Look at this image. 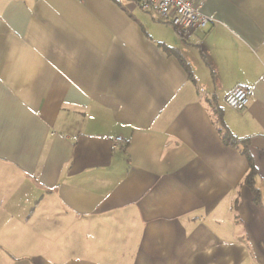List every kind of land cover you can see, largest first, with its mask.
<instances>
[{"label":"crops","instance_id":"crops-1","mask_svg":"<svg viewBox=\"0 0 264 264\" xmlns=\"http://www.w3.org/2000/svg\"><path fill=\"white\" fill-rule=\"evenodd\" d=\"M194 1L0 0V264H264V0Z\"/></svg>","mask_w":264,"mask_h":264},{"label":"built area","instance_id":"built-area-1","mask_svg":"<svg viewBox=\"0 0 264 264\" xmlns=\"http://www.w3.org/2000/svg\"><path fill=\"white\" fill-rule=\"evenodd\" d=\"M146 11L161 21L171 23L176 30L187 36L194 28H206L216 22V18L202 11L194 0H136ZM254 94L252 86L239 85L231 90L225 98L226 104L238 111H243ZM125 139L116 137L112 143L115 150L122 146Z\"/></svg>","mask_w":264,"mask_h":264},{"label":"trees","instance_id":"trees-1","mask_svg":"<svg viewBox=\"0 0 264 264\" xmlns=\"http://www.w3.org/2000/svg\"><path fill=\"white\" fill-rule=\"evenodd\" d=\"M225 140L236 146L238 145L239 142H243V152L248 156L249 162H250V168H249V172L245 178L246 183L248 184V186L250 187V189L252 190L253 196H254V200L255 201H259L260 197H261V193L259 188L256 186V176L258 174V170L257 167L255 165V163L252 160V157L247 149V140L246 139H241V138H237L235 135H233L230 131H227L225 134Z\"/></svg>","mask_w":264,"mask_h":264}]
</instances>
